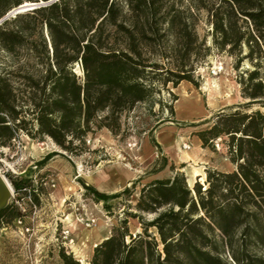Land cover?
<instances>
[{
	"label": "trees",
	"instance_id": "trees-1",
	"mask_svg": "<svg viewBox=\"0 0 264 264\" xmlns=\"http://www.w3.org/2000/svg\"><path fill=\"white\" fill-rule=\"evenodd\" d=\"M40 1L0 0V148L25 133L81 155L97 131L122 134L123 115L148 102L157 81L198 85L195 71L212 49L197 32L200 12L214 46L235 56L236 68L245 59L254 66L239 75L250 100L196 131L204 147L223 138L234 170L208 168L205 181L191 186L172 164L170 177L143 183L91 264H264V0H53L6 17ZM254 104L261 108L248 110ZM167 164L163 156L149 174ZM6 175L15 196L36 194L31 177ZM79 180L109 214L111 201L132 195L139 182L105 193ZM21 215L7 203L0 226ZM61 257L80 264L64 248Z\"/></svg>",
	"mask_w": 264,
	"mask_h": 264
},
{
	"label": "rangeland",
	"instance_id": "rangeland-1",
	"mask_svg": "<svg viewBox=\"0 0 264 264\" xmlns=\"http://www.w3.org/2000/svg\"><path fill=\"white\" fill-rule=\"evenodd\" d=\"M10 15L13 14L6 17ZM196 28L200 39L206 38L207 45L212 47L195 71L198 85L183 81L175 87L172 82L163 85L157 81L148 102L138 103L123 115L124 135L113 134L106 128L97 131L87 139L90 151L77 156L67 154L51 138L39 141L25 133L13 140L10 147L0 148V209L6 202H14L22 214L17 218L23 220L19 223L15 218L0 226V264H65L62 248L72 251L74 257V249L86 250L87 264H91L94 242L108 237L125 216L124 209L135 205L139 198L141 186L152 169L146 156L148 138L157 159L165 153L160 144L165 128L174 132L168 139L169 147H173L169 156L176 160V168L183 163L178 170L184 171L191 186L205 181L206 167H226L225 150L216 145L223 138L214 142V148L203 150L196 131L210 127L218 113L250 100L242 96L239 75L254 66L245 59L236 68V57L214 46L212 26L205 12H200ZM217 67L223 70H215ZM257 108L260 105L254 104L248 110ZM261 109L264 111V107ZM183 143L190 148L184 149ZM53 151L58 154L40 164ZM6 173L31 177L38 187L36 194L15 196L12 186L11 197L2 177L10 182ZM79 179L104 191L132 189L133 183L139 182L132 195L123 196L120 203L111 201L114 207L109 214L103 202L86 194ZM145 217L150 219L152 215ZM129 221L133 232L140 231L138 220Z\"/></svg>",
	"mask_w": 264,
	"mask_h": 264
},
{
	"label": "crops",
	"instance_id": "crops-1",
	"mask_svg": "<svg viewBox=\"0 0 264 264\" xmlns=\"http://www.w3.org/2000/svg\"><path fill=\"white\" fill-rule=\"evenodd\" d=\"M174 134V132H173V130H172V128H165L164 130H163V132H162V140L160 141V144H163V147L162 148H164V152L166 153H163V155H162V157L163 156H165V157H167V159H168V164H167V166H166V168H164L162 171H160V172H158V173H156V174H149L148 173V176L146 177V182H148V181H150V180H152V179H155V178H164V177H170L172 174H173V172H172V170H171V168H170V166L172 165V164H174L176 167H177V163H176V160L173 158V157H170L169 155H170V150L173 148H170L169 147V143H168V139H169V137L171 136V135H173ZM199 138V137H198ZM199 140H200V138H199ZM152 141H151V139L150 138H148V140H147V142H146V148L148 149V153H147V158H148V162H150V165L152 166L151 168H154L155 167V165L160 161V159L162 158H159V159H157L158 157H156V155H154V152H153V150L151 149V148H153V146H152ZM164 143H167V145H164ZM168 146V147H167ZM173 146V145H172ZM200 146H201V149H203V150H205V149H209L210 147H204L203 145H202V141L200 140ZM166 148V149H165ZM158 156V155H157ZM170 158V159H169ZM224 159H225V161H224V164L226 165V167H224V168H219V167H213V168H217V169H219V170H222V171H226V172H229V171H232V170H234V168H235V166H234V164H232V162L230 161V159L226 156V157H224ZM226 160H228V161H226ZM182 165H183V163L181 164V166L180 167H182ZM180 167L179 168H177V169H180ZM206 169H208L207 167H206ZM206 172V171H205ZM202 179V178H201ZM206 179V178H205ZM88 184V183H87ZM90 185V184H89ZM93 186V185H92ZM101 187H102V185H100ZM96 188V187H95ZM123 187H121V189H122ZM97 190H99V191H101V192H105V193H114V192H118V191H116V190H112V191H104V190H101V189H98V188H96ZM9 190V189H8ZM8 193H9V195L11 196L12 195V192H10V190L8 191ZM12 197V196H11ZM7 203H9V202H6L5 204H7ZM108 236V235H107Z\"/></svg>",
	"mask_w": 264,
	"mask_h": 264
},
{
	"label": "bare ground",
	"instance_id": "bare-ground-1",
	"mask_svg": "<svg viewBox=\"0 0 264 264\" xmlns=\"http://www.w3.org/2000/svg\"><path fill=\"white\" fill-rule=\"evenodd\" d=\"M28 5H31L29 2H27V3H25V4H23V5H21V6H19V8L18 9H22V10H20V11H26V10H28V9H24L25 7H27ZM22 7V8H21ZM216 69H219V70H223L221 67H217V68H215V70ZM225 70V69H224ZM3 177V179H4V182L6 183V185H7V187L9 188V190H10V192H12V185L10 184V182H8L7 180H6V178L4 177V176H2ZM8 190V191H9ZM102 241V239H100V241L99 242H97V241H95L94 242V246H96V245H98L100 242ZM75 250V255H76V257L78 258V260L81 262V264H87L88 263V252L86 251V250H77V249H74Z\"/></svg>",
	"mask_w": 264,
	"mask_h": 264
},
{
	"label": "water",
	"instance_id": "water-1",
	"mask_svg": "<svg viewBox=\"0 0 264 264\" xmlns=\"http://www.w3.org/2000/svg\"><path fill=\"white\" fill-rule=\"evenodd\" d=\"M53 0H50L48 2H44V1H40V2H33V3H30L31 5H28L27 7H25L24 9H32V8H36V7H39L43 4H47L49 2H52ZM19 8V7H18ZM18 8H15L14 10H12L9 14H15V13H20V12H24V11H20L22 9H18ZM22 8V7H21ZM3 19L0 20V22L2 21ZM188 181V180H187ZM190 185V184H189Z\"/></svg>",
	"mask_w": 264,
	"mask_h": 264
},
{
	"label": "built area",
	"instance_id": "built-area-1",
	"mask_svg": "<svg viewBox=\"0 0 264 264\" xmlns=\"http://www.w3.org/2000/svg\"><path fill=\"white\" fill-rule=\"evenodd\" d=\"M216 145L219 147L220 144H218V142H217ZM183 148L184 149H189L190 148V145L187 144V143H183ZM29 199L31 200V198H29ZM17 220H18L19 223H22L23 222L22 218H17Z\"/></svg>",
	"mask_w": 264,
	"mask_h": 264
}]
</instances>
